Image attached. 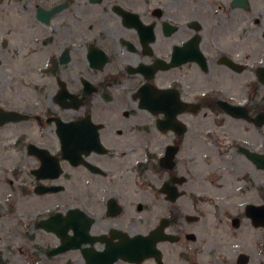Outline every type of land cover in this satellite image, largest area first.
I'll return each instance as SVG.
<instances>
[{
    "label": "flooded vegetation",
    "instance_id": "af4514ba",
    "mask_svg": "<svg viewBox=\"0 0 264 264\" xmlns=\"http://www.w3.org/2000/svg\"><path fill=\"white\" fill-rule=\"evenodd\" d=\"M251 2L0 0V264L191 263L218 230L223 264H264V53L226 37Z\"/></svg>",
    "mask_w": 264,
    "mask_h": 264
},
{
    "label": "rangeland",
    "instance_id": "374dc122",
    "mask_svg": "<svg viewBox=\"0 0 264 264\" xmlns=\"http://www.w3.org/2000/svg\"><path fill=\"white\" fill-rule=\"evenodd\" d=\"M252 9L254 11V17L257 19H260L259 27H252L249 28L246 35V41L243 42V44L238 43L235 39L236 33L235 29L237 27V23H232L227 26V45L232 48H241V53H244L245 51L249 52L254 59H258L259 55L261 53H264V42L260 39V34L264 30V0H252L251 2ZM233 20L232 21H238L239 16L236 12L233 14ZM41 54H34L33 57L30 58H23L22 67H23V76L25 79H28V75L30 78H34V72L33 68L37 67L40 61ZM230 81L232 79H235V76H226ZM218 79V78H217ZM237 79V78H236ZM25 96V95H24ZM11 132H6V134L2 135L0 138H5L3 141L7 142L10 140ZM7 139V140H6ZM3 142V143H4ZM13 154L12 152H7L8 160L10 158V155ZM4 154L2 155V157ZM1 168V167H0ZM13 217V216H12ZM6 222L8 224L14 223V219L7 217ZM225 231L218 230L214 232V237L211 246L200 248V250L197 251L196 255H194V261L193 262H184L182 263L181 260L176 258L177 251L176 247L172 248V250H167L166 256H167V262L168 264H223L224 263V244H225ZM7 246H11L10 243L6 240L5 242H0V249L6 250ZM21 248V249H20ZM208 250V251H207ZM9 251V252H8ZM5 251L3 258L5 260H9V262H12L13 264H43V261L39 258L38 260H32L30 258V255L28 254L29 248L26 244L17 242V244L14 246V249ZM207 251V252H206ZM28 252V253H27ZM121 264V263H117Z\"/></svg>",
    "mask_w": 264,
    "mask_h": 264
},
{
    "label": "water",
    "instance_id": "95a60500",
    "mask_svg": "<svg viewBox=\"0 0 264 264\" xmlns=\"http://www.w3.org/2000/svg\"><path fill=\"white\" fill-rule=\"evenodd\" d=\"M134 250L136 249V246L132 247ZM68 247L62 248L61 251H65L68 250ZM153 254V253H152ZM121 256H123L124 258H126L127 260H129L130 262H140L139 260H135V257L137 256V254L133 253V252H122L120 253ZM109 254H103L102 258L100 259H94V257L92 258V263H101V264H113L115 262V257H111V259H109Z\"/></svg>",
    "mask_w": 264,
    "mask_h": 264
}]
</instances>
